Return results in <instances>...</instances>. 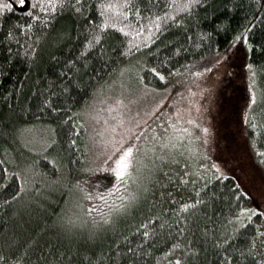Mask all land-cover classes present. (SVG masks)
Wrapping results in <instances>:
<instances>
[{
  "label": "snow or ice",
  "instance_id": "6c2138e0",
  "mask_svg": "<svg viewBox=\"0 0 264 264\" xmlns=\"http://www.w3.org/2000/svg\"><path fill=\"white\" fill-rule=\"evenodd\" d=\"M201 3L202 0H0V14H23L8 27L5 35V39L14 41L17 47L16 52L8 47L9 60L22 54L30 63L34 61L41 52V41L47 39L55 28V21L65 13L76 20L78 45L63 59L50 57L61 70L40 85L37 109L59 114L60 132L54 125L42 129L43 155L37 154L36 160L0 159V212L12 205L30 208L31 198L24 202V197L30 192L41 194L45 186L43 178L47 173L39 167V161L43 160L59 173L63 163L58 150L66 148L75 155L70 162L83 165L78 170L88 174L95 183L85 180L83 175L72 181L80 195L66 202L61 212L55 214L49 230L66 238L81 236L89 243L100 233L111 232L115 237V242L106 250L93 248L84 257L87 264H197L202 253L207 252L208 242L212 245L213 264H264V205L243 203L250 194L237 182L230 188L217 187L221 180H231L232 175L220 163H205L211 160L208 155L213 142L211 129L203 126L200 116L193 118L191 109H185L187 118L180 109L166 117L154 116L165 97L150 111L133 113L131 105L138 103V97H110L104 85L92 88V104L86 103L78 112H71V108L62 112L54 106V98H67L71 87H80L79 76L83 69H88L94 61L111 60V49L105 44L109 29L119 33L116 54L135 62L139 96L171 91L169 81L178 74V69H167L165 65L172 63L173 57L184 50L183 46L171 49V55L157 59L155 65L149 58H158L162 50H169L163 44L160 47L156 44L173 26L183 28L187 35L185 25L198 15ZM257 7L264 10V4ZM257 19L248 17L242 27L228 29L233 33L232 39L228 47L214 57L216 65L227 64L230 55L243 48L245 56L249 57L243 66L250 78L255 77L257 71L264 73V62H252L257 54H264V42H256L252 34ZM224 28L218 20L214 31ZM55 35L57 42L72 38L70 31ZM200 35L211 37L208 32ZM187 39L192 37L187 36ZM21 40L32 42L25 48ZM181 67L187 74L183 75V81L176 80L175 84L195 86L203 95L206 89L197 81L206 78L213 69L199 67L195 61V70ZM119 71L123 74L125 68L120 67ZM224 71L226 73V69ZM149 75L163 81L165 86L148 82ZM89 84L90 81L85 84L86 89ZM254 85L253 80L248 86V108L257 103ZM191 86L187 87V93L195 97L197 92ZM97 97L103 98L98 100ZM31 111L21 109L23 115ZM195 111L199 113L200 109ZM244 123L252 130L264 127L252 123L247 113ZM16 134L22 135V130L17 129ZM260 134L264 135V131ZM10 135L12 132L0 124V136ZM249 143L251 145L253 140ZM253 154L258 157L257 163L264 166V151L253 149ZM13 163L16 170L8 166ZM95 173L106 175L94 176ZM220 200L223 203L217 211L213 205ZM142 201L151 204L148 215L141 214L143 219L128 230V235L124 231L117 232L121 221L131 217ZM33 239L21 244L17 238L9 237L0 245V264H65V257L71 255L60 252L47 241L35 249ZM158 244L166 251L161 253Z\"/></svg>",
  "mask_w": 264,
  "mask_h": 264
},
{
  "label": "trees",
  "instance_id": "16d2710c",
  "mask_svg": "<svg viewBox=\"0 0 264 264\" xmlns=\"http://www.w3.org/2000/svg\"><path fill=\"white\" fill-rule=\"evenodd\" d=\"M105 2H109V0H105ZM112 2H117V0H112ZM258 4H264V0H206V3L202 0L199 9H197L198 15L185 25L187 35H185L183 28L177 26H173L161 35L156 47H160L163 44L169 50L166 52L162 50L158 58L155 56L150 57L152 65H155L157 59H162L164 55H171V49L183 46L184 50L173 57L172 63L165 65L167 69L172 67L178 69V74L175 75L173 80L169 81L170 83L187 74L181 65L195 70L193 61L196 62L197 66L202 67L201 64L205 63V61L214 60V57L223 52L228 47L229 42H231L233 34L231 30L242 27L247 22V18L251 16L258 18L252 34L256 42H264V10L257 7ZM22 15V13L15 12L0 14V17L3 18V27L0 28V66H2V71H0V124L5 125L13 134L0 136V159L6 157L8 160L16 162H30L38 158L37 154L43 155L41 151L43 147L33 146V142L29 141L30 138H28L27 134L17 135L16 130L21 129L23 132L24 129L29 127L37 130V128L41 129L54 125L57 126L58 133L60 132V115L50 113L47 109H45V112L37 109L40 100V85L46 84V78L53 77L54 74L61 70L59 64L53 62L50 57L58 56L63 59L64 56L70 51H74L78 46L75 39L77 25L75 18L70 14L65 13L59 16L55 21L53 31L48 34L47 39L41 41V52L34 61L30 63L29 59L22 54L9 60L8 47H11L13 52L17 51V47L14 41L5 39V35L8 27L17 20V17ZM129 19L131 20V18ZM218 20L225 25V28L214 31ZM21 23H23V20H21ZM69 31L71 32V39L56 41V32L67 33ZM201 32H208L211 37H203L200 35ZM37 34L39 35V33ZM118 36L119 33L116 30L109 29L107 31L105 44L106 47L111 49L109 52L111 60L106 63L94 61L88 69H83L79 76L82 81L80 87H71L70 95L67 98H54V106L61 108L62 112H67L69 108H71V112H78L82 106L91 101L92 88L111 82L120 67H124L137 80L134 60L131 58L124 60L116 54ZM187 36H191L192 39L188 40ZM169 41H171V44H168ZM31 42V40L27 42L21 40V44L25 48ZM132 51L135 52V49H132ZM202 57L203 59H201ZM177 60L179 63H177ZM248 60L249 57H247V62ZM252 62L256 64L264 62V54H257ZM252 79L255 80L257 103L252 108H247L245 115L246 113L248 114L252 123L264 125V119H261L264 117V73L257 71L256 76L252 77ZM37 81L40 83L38 84ZM89 81L90 84L86 89L85 84ZM148 82L158 87L165 86L163 81H159L158 78L151 75H149ZM24 108H29L32 111L28 115H23L21 109ZM68 114L71 115L70 112ZM243 127L250 155L264 176V166L257 163L258 157L253 154V149L264 151V135L260 134L264 131V127L252 130L244 122ZM13 136H16V138L13 139ZM250 139L253 140L251 145L249 143ZM24 145H27V147ZM32 149H35V152ZM58 151L63 163L62 170L59 173L43 160L39 161V167L47 175L43 178L45 186L41 194L37 195L30 192L28 196L24 197V202L31 198V207L21 208L20 205H12L10 208L5 209L4 212H0V245L4 244L9 237L17 238L21 244L31 238H35L33 239L35 249L45 245L47 241L55 245L60 252L71 253V255L65 257V264H87L84 257L93 248L96 250L104 248L106 250L115 242V237L111 232L106 235L100 233L93 243H89L81 236H69L66 238L49 230L52 227L55 214L61 212V209L66 206V202H71L80 195L73 188L72 181L83 175L85 180L95 183V180L88 174H82L78 170L83 165L70 162L75 159L74 154L66 148ZM211 163L215 162L207 161V164L210 165ZM8 166L11 170H16L15 163ZM231 175V180H221L217 187L230 188L233 182H237L241 186L237 178L233 174ZM94 176L103 175L94 174ZM39 186L37 184V187ZM163 190L160 189V191ZM157 197L159 198L158 192ZM222 203L223 200H220L213 205L215 210L219 211ZM243 203L246 205L258 204L251 195L245 198ZM149 207H151V204L148 201H142L138 210L131 217L121 221L117 232L124 231L125 235H128V230L133 228L136 223H139L143 216L148 215ZM156 210L155 208L153 209L154 212ZM45 225L48 227L46 228ZM157 247L160 248L161 253L166 251L162 244H158ZM213 261L212 245L211 242H208L207 252L202 253L197 264H213Z\"/></svg>",
  "mask_w": 264,
  "mask_h": 264
},
{
  "label": "rangeland",
  "instance_id": "374dc122",
  "mask_svg": "<svg viewBox=\"0 0 264 264\" xmlns=\"http://www.w3.org/2000/svg\"><path fill=\"white\" fill-rule=\"evenodd\" d=\"M245 62H247V56L244 54V49L240 48L230 55L227 64L223 66L216 65L215 60H208L207 64H201L202 67L207 66L213 69V72L208 73L206 78L197 81L206 89L203 95L195 86H177L175 81H183V76H181L169 83L171 91L148 92L146 96L140 97L139 82L126 70L123 74L118 71L112 78L113 80L104 86L105 93L110 97L120 95L127 99H132L133 96L138 97V103L131 105L133 113L150 111L152 106L165 97L164 104L153 114L154 116L165 115L166 117L167 114L180 109L187 118L188 114L185 109H191L193 118L200 116L203 126L211 129L213 142L208 152L211 161L220 163L226 171H230L254 200L264 205V176L250 155L243 127L245 111L250 98L248 86L253 82L248 70L243 66ZM218 67L220 71H216ZM189 86L197 92L195 97L188 95L187 87ZM144 91L147 92V90ZM102 98L97 97L98 100ZM189 100L192 101L191 104L188 103ZM92 102L91 98L88 104ZM196 108L200 109L199 113L195 111ZM43 128L33 130V127H29L22 133L28 135L33 146L43 147L41 142L44 138Z\"/></svg>",
  "mask_w": 264,
  "mask_h": 264
}]
</instances>
